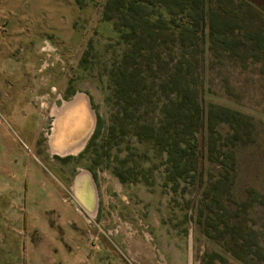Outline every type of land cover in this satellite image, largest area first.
<instances>
[{
	"label": "rangeland",
	"instance_id": "374dc122",
	"mask_svg": "<svg viewBox=\"0 0 264 264\" xmlns=\"http://www.w3.org/2000/svg\"><path fill=\"white\" fill-rule=\"evenodd\" d=\"M175 1L0 0V264H264V0L202 33ZM81 94L94 130L54 154L53 112Z\"/></svg>",
	"mask_w": 264,
	"mask_h": 264
},
{
	"label": "trees",
	"instance_id": "16d2710c",
	"mask_svg": "<svg viewBox=\"0 0 264 264\" xmlns=\"http://www.w3.org/2000/svg\"><path fill=\"white\" fill-rule=\"evenodd\" d=\"M244 2H246L248 4V6L250 7V9H252L251 8L252 0H244ZM211 3H212L211 0H176L174 2V5L178 8L184 6V12L189 17V20L191 22L190 24L195 25V27H193V28H196V29L198 27H200L202 29L201 33L203 30H206L205 28H209L210 30L213 31V29H217V27H219V26H221L223 31L225 30V32H226L230 29H234L237 26H239L238 21L249 20L253 15L250 12L235 13L234 12L235 8L233 7V5H234L233 0H219V4L220 5L223 4L222 8H219V6L217 7V9H219L221 12L219 14H217V12L215 13V10H211V7H210ZM192 21H194V22H192ZM249 21H251V20H249ZM249 25H248V27H249ZM176 35H177V40L179 42V45L183 49H184V47H186L185 46L186 40L192 41L193 39L196 38L195 32H193L191 29H188L185 32H178ZM202 36L203 35H201V37ZM209 36L214 37V34L212 32H210ZM223 37L225 39H228V40L232 39L227 35V33H225ZM247 37H249V39L251 41V46L258 47V46L262 45L263 36L258 34L257 32L255 33L254 31L248 29L247 30ZM218 39L219 38H216L215 41H217ZM225 39H223L222 41L227 43L228 40H225ZM210 40L213 41V38H211ZM232 50L235 52L234 49H232ZM247 52H249V50H247V49H245V51L243 53L237 51V54H238L237 57L244 56ZM190 56L191 55L189 53V57ZM203 111H202L203 116L207 117L208 123H211L212 122V115H210L209 112L206 113L205 111L204 112ZM224 114L226 117L225 121H229V122H233V123L239 122L237 113L230 112V111L226 110V112H224ZM236 137H238L239 139L241 138L239 136V132H237ZM236 137H234V138H236ZM224 180H225V182L220 179L218 184H223V186L227 187L229 185V182H230L229 177H227V179L225 178ZM247 207H248V204H245L243 202L241 205L240 213L239 214L234 213L235 217H237V219L242 217L248 210H250V208H247ZM220 210L224 211L223 215L220 216V219H223V224H224L225 228L228 230L230 228V219H231L230 217H232V215H230L231 212L227 207L220 208ZM241 222L238 223V228H234L233 231H234V233H240V231H241L240 243H241L242 247L239 249L245 251L247 249V246H250V242L248 239V235L244 234L243 221H241Z\"/></svg>",
	"mask_w": 264,
	"mask_h": 264
},
{
	"label": "bare ground",
	"instance_id": "6f19581e",
	"mask_svg": "<svg viewBox=\"0 0 264 264\" xmlns=\"http://www.w3.org/2000/svg\"><path fill=\"white\" fill-rule=\"evenodd\" d=\"M53 115L55 123L50 138L52 153L61 156L78 154L83 150L94 130L96 118L89 99L85 95H78L74 100L64 102L63 106H57ZM74 193L84 203L81 205L83 204L90 213L94 214L97 194L93 179L87 171H83L78 176Z\"/></svg>",
	"mask_w": 264,
	"mask_h": 264
}]
</instances>
